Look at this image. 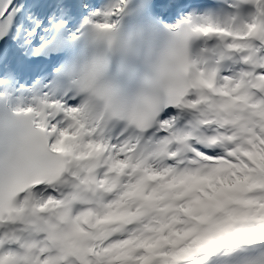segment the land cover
Segmentation results:
<instances>
[{"label":"snow or ice","instance_id":"6c2138e0","mask_svg":"<svg viewBox=\"0 0 264 264\" xmlns=\"http://www.w3.org/2000/svg\"><path fill=\"white\" fill-rule=\"evenodd\" d=\"M242 4L253 9L247 18L193 11L161 21L179 44L204 40L191 60L195 76L147 133L111 135L85 124L68 93L88 70L75 56L83 30L111 48L133 17L141 22L133 38L148 42L152 21L176 6L61 2L48 20L60 28L81 13L78 28L70 39L37 40L43 21L3 0L0 41L19 39L26 56L51 60L22 81L5 52L0 130L20 116L38 123L28 147L39 178L22 185L16 164L0 163V264H264V0L231 7ZM155 112L145 101L132 120L143 127ZM50 151L67 158V169L51 171Z\"/></svg>","mask_w":264,"mask_h":264},{"label":"clouds","instance_id":"9594fccd","mask_svg":"<svg viewBox=\"0 0 264 264\" xmlns=\"http://www.w3.org/2000/svg\"><path fill=\"white\" fill-rule=\"evenodd\" d=\"M140 23H123L111 48L104 41L95 42L85 28L75 54L88 70L80 78V85L69 84L68 93L76 99L85 124L98 125L111 135L125 129L132 135L147 133L154 127L159 113L195 76L191 60L201 47L197 45L198 39L190 38L187 43L179 44L160 26L150 41L145 42L132 36ZM122 42H127L128 47H121ZM145 101L153 103L156 112L147 114L141 127L132 117L143 111ZM15 119L19 121L17 127L0 130V163L14 162L23 185L39 178L30 170L28 138L39 134L40 129L38 123L29 122L27 117ZM47 163L52 172L67 169L70 164L66 157L51 151Z\"/></svg>","mask_w":264,"mask_h":264},{"label":"bare ground","instance_id":"6f19581e","mask_svg":"<svg viewBox=\"0 0 264 264\" xmlns=\"http://www.w3.org/2000/svg\"><path fill=\"white\" fill-rule=\"evenodd\" d=\"M25 1L26 0H18V3H22L23 5H24V10H25V13H27V11H28V9H27V5H26V3H25ZM17 3V4H18ZM80 18V17H79ZM76 19H73L72 21H71V23L73 22V21H75ZM22 39V38H21ZM7 43H8V46H11L12 44H18L19 43V39L18 40H11L10 38L7 40ZM220 259H223V258H219V259H216V260H220ZM216 260H214V261H216Z\"/></svg>","mask_w":264,"mask_h":264}]
</instances>
